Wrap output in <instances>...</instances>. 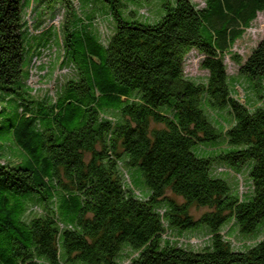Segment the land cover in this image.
Listing matches in <instances>:
<instances>
[{"label": "trees", "instance_id": "obj_1", "mask_svg": "<svg viewBox=\"0 0 264 264\" xmlns=\"http://www.w3.org/2000/svg\"><path fill=\"white\" fill-rule=\"evenodd\" d=\"M98 1L115 29L107 41L91 6L84 16L71 0H0V121L14 111L11 134L26 158L11 165L0 154V264H121L124 244L135 254L128 264H264V238L239 251L223 230L231 220L250 233L264 220V37L244 62L230 51L264 0H158L164 15L152 22L136 17L142 0ZM56 4L66 8L61 35L30 33L29 6ZM58 44L75 78L35 99L29 67ZM193 49L204 55L205 82L185 75ZM227 53L259 92L253 105L237 96ZM223 108L229 115L217 119ZM218 164L236 175L247 168L250 195L232 193ZM128 167L140 168L149 193ZM37 204L41 213H31ZM193 206L209 211L195 218ZM201 224V250L166 237Z\"/></svg>", "mask_w": 264, "mask_h": 264}, {"label": "rangeland", "instance_id": "obj_2", "mask_svg": "<svg viewBox=\"0 0 264 264\" xmlns=\"http://www.w3.org/2000/svg\"><path fill=\"white\" fill-rule=\"evenodd\" d=\"M71 1L73 2L75 10L76 6L79 3L78 8L84 16V11L87 10L89 6H91L90 10L91 12H94L96 14L97 18H100V16L106 10H108V6L98 0ZM191 2H193L198 8L204 7V0H191ZM140 3L141 6L139 7L138 14L136 15L138 19L152 22L158 18L159 14L160 18L164 15L163 10L159 7L158 0H142ZM30 6L25 11L24 15V19L28 21L30 33L33 32L34 35H39L41 32H44L47 29H55V32L58 33L59 36L61 35V25L66 19V8L62 4L53 5L51 8H45L44 6L39 5L34 11L31 10ZM128 7L129 10L136 9L132 5H129ZM99 10L103 12H99ZM95 27V31L100 35L102 41H107V39L112 35L113 30H115L113 27V23L108 16L100 18ZM50 33L51 32H49V34ZM52 35L55 36L54 34ZM263 37L264 12L258 14L255 21H253L252 26L245 30L242 37L234 43L230 51L237 54L242 62H244ZM52 39L54 41L55 37H53ZM203 58L204 55H202L195 49L191 50L186 55L184 61V72L188 78L196 81H206L208 72L201 68V61L203 60ZM61 60L62 48L61 44H58V46L56 45L55 48H53L52 51L48 52L43 58H41L40 60H35L31 63V66L29 67L30 77L27 81V85H29L33 89L32 96L35 99H41L46 95H50V97L53 98L60 86H62L67 80L75 78L73 69L66 65L62 66ZM225 63L229 76L238 80L236 81V83L238 84L236 90L237 96L242 101H246L247 97L248 99H250L249 103L251 105H253V103H256L259 100L258 96H256L257 94H259V92L254 93L250 90V88L248 87V82L244 79L245 77L243 76V78L239 74V65H237L231 59V55L228 53L225 55ZM253 83L258 84L259 81H253ZM262 85L264 86V81L262 82ZM232 86L233 84L231 83V88ZM260 93L264 95V91L262 92L260 90ZM213 113L214 112H210V115H208L209 119L219 131H223L222 125L218 123L217 119L224 114L228 116V108H223L216 111L215 116L217 117V119L212 117ZM14 118L16 119L15 113L11 110L7 114H3L0 121V154L2 160L11 165H15L18 162L25 163L26 160L24 153H22L21 149L15 144L11 134L10 125L14 122ZM151 127L161 128V125L152 123ZM221 141H223V137L221 138ZM194 151L196 152V154H198V156H209L208 154L200 153L199 148H194ZM127 171L129 173V181H131L134 187L139 190L138 192L141 191L140 193L142 194V196V192L149 193V187L146 184L145 177L143 176L140 168L128 167ZM234 171L237 172L238 170L235 169ZM234 171H232L224 164H218L214 168V173L218 175L216 177L225 180L232 188V193L235 194V189H237L240 196L250 195L252 188L248 176V169L243 168V173L240 172L239 175H236ZM237 180L238 182L236 185ZM167 195L171 198H174L178 202L183 201L181 197L175 196L171 191H167ZM40 209V206L37 204L33 205L30 210L31 213H41ZM207 211H209V209L197 208L193 206L191 209V214L195 218H197ZM223 230L227 234V237L234 241V248L236 250L243 251L264 238V220L260 224H258L254 231L250 233H241L238 230L237 225H235L231 220L226 222V224L223 226ZM166 237L169 241L176 242L180 246L194 250H201L207 243L209 244V227L206 224H201L198 228L187 230L182 234H179L176 231H168ZM133 252V249L128 244H124L121 254L124 253L125 258L124 256L120 255L118 257L119 262L121 260V264H128L130 257L135 256ZM66 264L85 263L75 261L68 262Z\"/></svg>", "mask_w": 264, "mask_h": 264}]
</instances>
